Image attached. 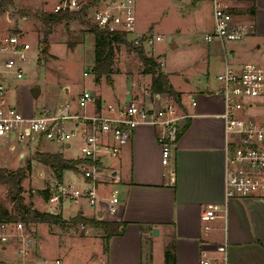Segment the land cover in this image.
I'll list each match as a JSON object with an SVG mask.
<instances>
[{"label":"crops","instance_id":"1","mask_svg":"<svg viewBox=\"0 0 264 264\" xmlns=\"http://www.w3.org/2000/svg\"><path fill=\"white\" fill-rule=\"evenodd\" d=\"M223 4L232 16V25L245 30L247 34L238 40L220 41L215 38L205 41L204 35L214 29L213 0H193L188 3L192 12L197 13L193 19L197 26L194 29L207 26L201 32L206 50L202 59L205 72L200 76L192 74L181 78L176 70L164 69L159 58L158 62L169 84L180 93V107L191 116L172 151L169 165L162 164L157 130L150 125L138 126L117 157L104 159V166L121 176V182L117 185L119 203L115 214L99 213L85 201H80L73 214L64 215L67 201L57 205L47 202L49 192L58 181L76 182L81 187L87 185L81 172L74 169L64 170L59 180L48 165L38 160L36 154L60 153L65 159L76 161L79 157L65 156V152L76 141H71L69 145L43 141L34 152V164L30 160L31 170L36 171L37 179L39 176L47 177L44 188L49 189L44 191L46 201L38 205L39 210H51V214L60 215L64 220L60 224H52L56 228L54 232L61 231L63 226L69 224L67 221L78 215L88 220L110 223L108 229L91 223H76L85 232L79 236L62 233L60 251L65 240L76 247H91L102 239V245L101 242L99 245L103 253L98 252L97 247L96 252L92 250L87 253L84 261L96 256V264L99 261L105 264H200L205 255L225 264H264V196L226 198L225 148L229 134L222 117L223 99L215 93L220 87L216 76L226 65H264V0H224ZM205 5L209 6L208 23L203 21L199 13ZM150 27L148 25L141 30L137 26V30L143 33ZM172 47L177 46L172 43ZM151 81V74L144 71L119 72L109 82L114 92L106 97L108 99L98 92H94V95L97 102L121 103L129 99L127 91L132 89V84H136L135 92L138 93L139 87L151 89ZM96 86V91H99L101 81ZM65 91L69 92L67 89ZM75 99L72 97V102ZM193 100L195 106L192 105ZM243 104L239 115L264 125V96L245 99ZM69 105L75 108L72 103ZM23 111L26 115L32 112L30 107ZM8 139L6 137V141ZM43 143L46 146H42ZM50 145H54L55 150L47 149ZM21 153L24 154L23 151ZM4 166L14 171L25 165L12 168L0 162V167ZM110 188L100 184L99 192L108 197ZM210 204L225 205V216L206 219L203 214ZM154 229H158V234L153 233ZM5 247L0 250V258L10 262L20 260V255L11 256L12 248ZM39 260L44 264L50 263L47 259ZM56 260L59 264H65L61 262L60 256L51 264H55Z\"/></svg>","mask_w":264,"mask_h":264},{"label":"built area","instance_id":"2","mask_svg":"<svg viewBox=\"0 0 264 264\" xmlns=\"http://www.w3.org/2000/svg\"><path fill=\"white\" fill-rule=\"evenodd\" d=\"M223 2L213 0L214 29L204 35L205 41L215 38L220 41L238 40L247 34L245 30L232 25V16L226 11ZM62 10L77 14L106 33L121 36L124 41L121 45L153 50L155 44L162 40L160 34L138 32L136 0H57L48 12ZM29 48V44L22 40V34L13 33L0 40V137H7L14 131L18 142L25 141L33 144V147H39L43 141L69 145L71 138H78L81 157L76 159L74 171L81 172L87 186L58 181L47 202L57 205L65 201H85L99 213L115 214L119 203L117 185L121 182V176L105 167L104 159L117 157L138 126L150 125L157 130L162 164L169 165L172 151L191 115L168 93L153 92L144 87H139L137 93L136 84H132V89L127 91L130 97L125 102H97L94 93L84 89L75 99V108L69 103H52L26 115L7 100L10 84H4V75L12 74L18 79L23 77L20 64L26 61L25 51ZM216 77L220 87L215 93L223 99L222 117L229 134L225 148L226 198L264 196V125L239 115L245 99L264 96V65H226ZM192 105H196L195 100ZM170 175L173 173L170 172ZM100 184L111 186L108 197L99 192ZM223 212L225 205L210 204L206 206L203 216L213 220L224 217ZM12 244H15L20 260L10 262L0 258V264H25L32 238L24 223L0 221V246ZM55 264H59V261L56 260ZM97 264L105 262L99 261ZM200 264L225 262L219 263L203 255Z\"/></svg>","mask_w":264,"mask_h":264},{"label":"rangeland","instance_id":"3","mask_svg":"<svg viewBox=\"0 0 264 264\" xmlns=\"http://www.w3.org/2000/svg\"><path fill=\"white\" fill-rule=\"evenodd\" d=\"M192 1L136 0L138 28L143 30L149 25L151 27L147 29L148 31L162 36V40L155 44V50H144L145 54L153 57L157 62L159 58L164 69L176 70L181 78L192 74L200 76L205 72L202 59L206 50L202 43L203 33L201 32L207 26L194 29L197 26L193 19L197 13L194 14L188 5ZM56 2L57 0H0V40H4L13 33H18L22 34V40L30 46L25 51L26 61L20 64L23 77L18 79L12 74L4 75V84H10L6 98L22 111L28 107L35 111L45 105L60 102L72 103L76 107V103L72 102V97H78L84 89L93 93L98 92L100 96L108 99L106 97L114 92L113 86L109 83L114 74L125 71L132 73L144 69V62L137 49L128 44L116 43L112 44L113 61L110 66L112 71L110 80L105 75L99 79L96 78L94 71L96 37L90 29L92 25L87 22L83 23L81 20L70 19L47 27L40 20L44 13L51 11ZM199 13L203 21L208 23L210 20L209 6L205 5ZM69 42L74 43V46L70 47ZM172 43L177 47H172ZM100 81L101 89L96 91V84ZM180 83L179 78L178 84ZM23 86L25 88H22ZM33 87L40 89L37 97L31 94ZM105 93L108 94L105 95ZM7 137L8 141L6 137H0V162L9 164L12 168L24 165L26 168L30 160L34 164L33 156L39 147H33V144L25 141L18 142L14 131ZM77 140L78 138H71V141H76V143H73L71 148L65 152V156L81 157L80 144ZM42 146H46V143ZM54 147L50 145L47 149L55 150ZM22 151L24 154L21 153ZM35 173L36 171L31 169L26 170L25 177L20 181L22 190L19 195L23 200L19 204L15 202L18 196L14 195L16 189L12 184H0V217L2 216L0 221L9 220L10 223L22 221L32 238L30 253L24 261L25 264H31V262L44 264L39 259H47L50 262L47 264H51L57 256H60L61 262L65 264H96V256L90 257L88 261L84 259L88 252L92 250L96 252L97 247L98 252L103 253L99 245L102 239L99 242L96 241L91 247H76L75 244L65 240L60 251L62 233L79 236L85 232L81 225L70 219L67 221L69 224L63 226L61 231L54 232L56 228L52 224L25 221L22 212L28 208L40 211L38 205L46 201L44 191L45 189L49 191L48 188H44L47 177L39 176L38 180ZM79 205V203L67 201L64 205V215L73 214ZM67 207L69 209H66ZM70 208L71 212H69ZM47 212L53 213L51 210ZM9 226L14 229L13 225ZM12 245L8 246V249L12 248L11 256H18L19 253L14 250L16 249L15 244ZM5 248V246H0V250Z\"/></svg>","mask_w":264,"mask_h":264},{"label":"trees","instance_id":"4","mask_svg":"<svg viewBox=\"0 0 264 264\" xmlns=\"http://www.w3.org/2000/svg\"><path fill=\"white\" fill-rule=\"evenodd\" d=\"M77 19L81 20L83 23V19L79 17L75 13H70L66 10H62L57 13L46 12L40 18L41 21L47 26L57 25L64 20ZM91 31L95 34L96 37V48H95V75L96 78H100L105 75L110 80V74L112 73L110 66L113 61V46L112 43L122 44L123 38L116 34L106 33L97 27L91 26ZM69 46L73 47L74 43L69 42ZM138 50V54L141 56L142 61L144 62V72L151 74V90L153 92H166L170 96H172L176 102H180V93L176 92L173 87L169 84L167 76L161 71L159 63L150 56H147L143 49L135 48ZM37 158L43 164L48 165L56 175V177L61 180L62 172L64 170H72L74 169V165L76 161L65 159L60 153H41L38 152ZM31 169L30 163H27L26 168H19L17 170H9L6 166L0 167V184H12V186L16 189L15 196H18V199H15V202L18 204L23 200L20 197V192L22 190L20 186V181L25 177L26 170ZM25 221L27 222H39V223H49V224H60L64 222L60 215L51 214L48 212H40L37 209L28 208L25 212H22ZM2 220V216L0 217ZM9 221V220H8ZM70 221L74 223H82L88 224L91 223L94 226H103L107 228L110 226V223L104 221H95L88 220L81 215L76 216ZM112 224V223H111ZM116 230V229H115ZM169 252H167V258H169ZM169 264H174L169 263Z\"/></svg>","mask_w":264,"mask_h":264},{"label":"water","instance_id":"5","mask_svg":"<svg viewBox=\"0 0 264 264\" xmlns=\"http://www.w3.org/2000/svg\"><path fill=\"white\" fill-rule=\"evenodd\" d=\"M40 93V89L38 87L31 88V94L33 97H37ZM153 233L156 235L158 234V229H154Z\"/></svg>","mask_w":264,"mask_h":264}]
</instances>
